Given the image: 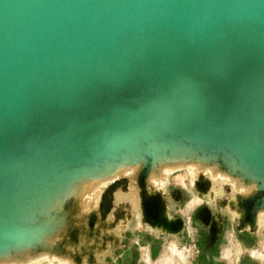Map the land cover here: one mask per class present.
<instances>
[{
    "label": "water",
    "instance_id": "1",
    "mask_svg": "<svg viewBox=\"0 0 264 264\" xmlns=\"http://www.w3.org/2000/svg\"><path fill=\"white\" fill-rule=\"evenodd\" d=\"M162 134L212 151L209 166L229 177L222 150L264 173V0H0V247L19 238L1 203L26 170L89 165ZM137 166L124 160L106 179H91L86 199L69 193L73 243L92 228L76 215L90 207L99 180L122 174L150 187ZM150 190L142 206L152 223L146 194L161 199L163 216L164 208L160 188ZM237 192L252 201L245 225L255 223L264 190ZM179 219L176 228L155 223L179 230Z\"/></svg>",
    "mask_w": 264,
    "mask_h": 264
},
{
    "label": "rangeland",
    "instance_id": "2",
    "mask_svg": "<svg viewBox=\"0 0 264 264\" xmlns=\"http://www.w3.org/2000/svg\"><path fill=\"white\" fill-rule=\"evenodd\" d=\"M194 167L162 168L166 182L158 193L163 213L169 220L184 219L179 230L148 221L142 198L152 191L140 177L132 180L118 174L99 180L90 207L79 208L76 215L81 220L80 214H85L92 227L85 238L94 256L82 264H264V214L245 225L252 201L240 200L228 175L213 181L206 174L196 176ZM104 204L107 210L102 209ZM205 207L212 212L209 221L200 215ZM78 233L75 228V240ZM32 264L69 263L42 259Z\"/></svg>",
    "mask_w": 264,
    "mask_h": 264
},
{
    "label": "bare ground",
    "instance_id": "3",
    "mask_svg": "<svg viewBox=\"0 0 264 264\" xmlns=\"http://www.w3.org/2000/svg\"><path fill=\"white\" fill-rule=\"evenodd\" d=\"M222 152L227 171L234 174L233 177H229V181L235 190L243 196L264 190V173L251 167L238 153L231 150H222ZM207 153L212 155V151L200 149L193 143L188 144L184 140H176L162 134L147 143L136 142L132 148L128 147L118 156L113 155L89 165L69 167L64 164L48 163L26 170L15 196L1 203L5 225L16 226L19 238L16 242L0 247V263L32 264L42 259L69 264L90 262L92 252L85 237L81 236L79 243H73L67 229V211L64 209V203L69 193L74 196V201L88 198L92 191L91 179L97 177L106 179L111 175L114 165L133 158L138 164L134 169L135 173L146 171L147 182L155 191L166 182V175L160 170L166 160L174 162L172 168H176L181 162L185 166L195 165L194 170L198 177L206 174L213 181L218 177L224 179L225 174L222 169L218 166H209ZM53 167H58L59 170L54 173H50V170L46 171L47 168ZM123 172L128 177L132 175L130 169ZM83 177L88 180L85 185H82ZM145 205L152 223H162L170 228L182 224L181 219L170 222L162 215L161 199L158 196L151 197L146 194ZM263 213L264 196L255 200L251 216L257 218ZM200 215L202 218L206 217L205 220H210L211 210L204 209Z\"/></svg>",
    "mask_w": 264,
    "mask_h": 264
},
{
    "label": "flooded vegetation",
    "instance_id": "4",
    "mask_svg": "<svg viewBox=\"0 0 264 264\" xmlns=\"http://www.w3.org/2000/svg\"><path fill=\"white\" fill-rule=\"evenodd\" d=\"M203 210L204 209H207L206 207L205 208H202ZM202 209H199L200 210V212H201V210ZM202 210V211H203ZM211 214H212V212H211ZM204 218H206V217H204ZM203 218V219H204ZM205 220V219H204ZM123 221H124V219H123ZM206 221H209V219H207ZM211 229H212V231H215V226L214 225H211V227H210ZM204 235L206 236V233H205V231H204ZM218 239V238H217ZM158 242H160V240H157ZM155 243H156V241H155ZM133 250L131 249V250H128L127 252H128V254H131V252H132ZM131 264V263H130Z\"/></svg>",
    "mask_w": 264,
    "mask_h": 264
}]
</instances>
